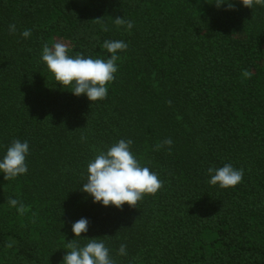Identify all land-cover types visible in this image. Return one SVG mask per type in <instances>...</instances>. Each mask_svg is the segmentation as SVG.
<instances>
[{
    "label": "trees",
    "instance_id": "16d2710c",
    "mask_svg": "<svg viewBox=\"0 0 264 264\" xmlns=\"http://www.w3.org/2000/svg\"><path fill=\"white\" fill-rule=\"evenodd\" d=\"M213 2L0 0V155L29 143L27 174L0 175V264H61L81 217V238L103 239L116 264H264V0ZM105 40L128 48L101 101L72 95L41 61L56 41L106 59ZM120 139L163 186L105 208L79 188ZM224 164L242 181L209 185L207 169Z\"/></svg>",
    "mask_w": 264,
    "mask_h": 264
},
{
    "label": "clouds",
    "instance_id": "9594fccd",
    "mask_svg": "<svg viewBox=\"0 0 264 264\" xmlns=\"http://www.w3.org/2000/svg\"><path fill=\"white\" fill-rule=\"evenodd\" d=\"M213 3L217 8L227 5L231 10L234 7L231 0H215ZM113 23L126 30L133 27L132 22L124 18H116ZM8 30L14 34L17 30L16 25L10 24ZM30 35V29L21 32L24 38ZM102 47L110 54L106 59L83 54L72 56L69 55V46L66 42L56 41L51 47L47 44L43 46L41 61L63 89L70 88L71 91L68 92L72 95L84 96L94 103L107 97V85L114 80L118 70L116 61L119 59V53L126 50L128 44L123 40H105ZM172 143L171 139H165L157 148L163 145L171 146ZM132 144L131 139H120L107 150L99 151L88 162L84 181L79 190L90 197L93 204L116 209H121L125 204L136 207L137 202L144 196L154 195L162 188L163 182L158 175L149 167L141 166L131 150ZM28 154L27 140H13L0 155V175L11 180L27 174ZM243 174V169H236L231 164H224L218 168L209 167L207 182L211 186L228 189L238 185ZM8 204L19 213L24 211V205L17 199H9ZM88 226L89 220L86 217L72 223L71 232L74 239L67 242L69 250L63 256L61 264H116L103 239L81 238L82 233H87ZM77 238L86 239V243L83 245L77 243ZM117 254L120 256L127 254L125 244L120 245Z\"/></svg>",
    "mask_w": 264,
    "mask_h": 264
}]
</instances>
